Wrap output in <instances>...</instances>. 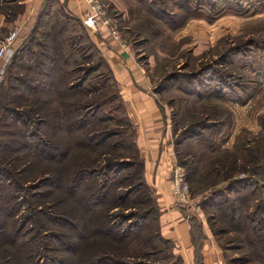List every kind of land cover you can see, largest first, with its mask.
<instances>
[{
  "label": "trees",
  "instance_id": "trees-1",
  "mask_svg": "<svg viewBox=\"0 0 264 264\" xmlns=\"http://www.w3.org/2000/svg\"><path fill=\"white\" fill-rule=\"evenodd\" d=\"M57 16L53 24L44 23L47 18L36 22L37 27L49 28L44 34L46 42L38 44L50 53L46 55L47 66L42 64L46 68L41 69L39 85L25 86L30 93L21 94V102L9 99L8 103L16 105L14 109L5 106L4 115L13 125L8 121L3 124L17 129L6 133L0 128V264H160L156 256L172 243L160 235L158 224L148 225L150 215L160 210L152 188L145 182L144 162L139 160L132 123L124 114L119 122L121 130L109 125L114 118L91 98L103 87L91 89L85 84L93 70H80L86 75L83 80V76L73 77L79 69L76 65L66 67L70 64L68 56L57 51L55 39L75 23L80 25L113 84L116 80L90 38L84 17L76 21L63 13L60 22ZM37 27L33 28L35 32L39 31ZM72 39L70 47L74 49ZM24 46H16L14 53L24 51ZM182 91L197 94L195 89ZM117 95L121 100L119 89L111 98ZM175 125L173 121V135ZM127 132L134 137L130 142L121 136ZM180 144L174 142V153ZM200 155L207 156V152ZM200 160L192 164L176 161L187 170L185 178L193 197L212 186L204 184L207 170L201 172ZM214 172L216 175L219 169L207 174ZM201 174V183L206 186L199 190L195 185ZM228 181L222 190L203 197L201 205L217 210L216 217L226 228L220 232L236 230L244 234L245 245L253 248L257 260L264 264V198L257 199L252 209V192L239 195L238 191L247 188L246 181L236 177ZM233 192L238 195L229 198L227 195ZM190 227L196 264H200L199 245L204 235L197 220H191ZM211 233L216 237V231ZM241 247L236 245L237 249Z\"/></svg>",
  "mask_w": 264,
  "mask_h": 264
},
{
  "label": "rangeland",
  "instance_id": "rangeland-1",
  "mask_svg": "<svg viewBox=\"0 0 264 264\" xmlns=\"http://www.w3.org/2000/svg\"><path fill=\"white\" fill-rule=\"evenodd\" d=\"M33 1L0 0V41L17 29L14 49L25 45L24 51L14 53L13 49L12 58L6 63L0 60V85H3L0 87V128L6 133L11 128L13 131L17 129L16 126L9 128L3 124L8 121L13 125L4 113L6 107L14 109L15 104L7 101L15 98L21 102V94L28 96L30 93L25 86L39 85L37 80L44 68L42 64L47 66L46 55L50 54L47 48L42 50L38 45L46 42L44 34L49 28L35 32L33 28L38 24L35 20L29 30H19L20 26H24L22 20L26 6L32 9ZM100 1L105 5L117 34L125 38L138 55L154 92L164 89L156 92L157 98L166 105L172 126L173 121L176 123L174 142L181 143L177 153H174V165H179L177 160L192 164L201 159L199 169L201 172L207 170L204 172V184L212 186L194 197L190 195L189 202L183 205L185 214L198 222L204 219L210 232L216 231L217 235L213 238L224 254L225 264L235 260L231 264H261L253 248L245 245L244 234L236 230L220 232L225 226L216 217L217 210L211 206L203 207L201 199L210 191L228 186V179L233 177L248 184L247 188H238V191L239 195L252 192L250 208L253 209L257 199L264 198V0ZM54 6L55 14L44 23L53 24L56 15L61 22L63 6ZM71 39L74 49L70 47ZM55 40L57 51L68 56L70 64L66 67L76 65L79 69L73 77L83 76V80L86 75L80 70H93L85 84L91 89L103 88L93 92L91 98L101 103V110L114 118L115 122L109 125L121 130L119 122L127 114L120 105L118 95L111 98L119 88L116 83L113 84L105 66L100 64L88 34L75 23ZM22 66L31 67L22 69ZM192 76L195 78L192 79ZM184 88L195 89L197 94L189 95L182 91ZM18 108L21 110L22 107ZM121 136L127 137L129 142L134 138L130 137V132ZM189 152L196 156L191 157ZM202 152H207V156L200 155ZM139 160H142L140 155ZM206 162V169H203ZM216 169H219L216 175L215 172L207 174ZM201 178L203 174L195 185L199 190L206 186L201 183ZM236 195L233 192L227 196L233 198ZM126 212L131 214V211ZM160 214L157 210L150 215L148 222V225H153V222L158 224L159 231ZM237 244L242 245L241 249L236 248ZM163 250L156 256L160 264L181 263L172 246Z\"/></svg>",
  "mask_w": 264,
  "mask_h": 264
},
{
  "label": "crops",
  "instance_id": "crops-1",
  "mask_svg": "<svg viewBox=\"0 0 264 264\" xmlns=\"http://www.w3.org/2000/svg\"><path fill=\"white\" fill-rule=\"evenodd\" d=\"M55 4L63 6L64 14L76 21H80L88 10L84 0H34L32 9L26 6L27 11L22 20L24 26L18 29L29 30L33 21L54 15ZM89 35L116 80L121 103L132 123L138 154L144 162L145 182L152 188L161 212L160 233L172 243L173 251L180 257L179 264H196L191 219L187 218L186 209L175 201L172 193L174 136L167 107L159 102L154 88L147 81L138 55L125 38L119 34L115 38L101 25L96 31L89 29ZM201 220L204 237L199 245L200 264H225L223 252L205 225L204 219Z\"/></svg>",
  "mask_w": 264,
  "mask_h": 264
},
{
  "label": "built area",
  "instance_id": "built-area-1",
  "mask_svg": "<svg viewBox=\"0 0 264 264\" xmlns=\"http://www.w3.org/2000/svg\"><path fill=\"white\" fill-rule=\"evenodd\" d=\"M88 5V10L83 18L84 24L91 30L97 29L99 25L108 28V31L115 38L118 37L115 25L111 23L108 18L105 5L100 0H84ZM16 30H13L5 39L0 41V60L4 63L9 61L13 54L14 42L16 38ZM2 63V64H4ZM172 193L177 203L182 206L189 202L190 186L185 178V169L180 165H173L172 167ZM189 216H187L188 218Z\"/></svg>",
  "mask_w": 264,
  "mask_h": 264
}]
</instances>
